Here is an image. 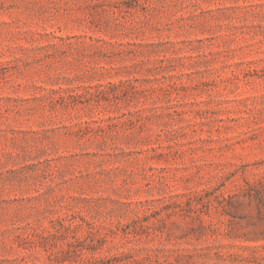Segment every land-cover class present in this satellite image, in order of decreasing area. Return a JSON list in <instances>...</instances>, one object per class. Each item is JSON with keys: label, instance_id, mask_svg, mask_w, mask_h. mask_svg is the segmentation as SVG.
<instances>
[{"label": "rangeland", "instance_id": "374dc122", "mask_svg": "<svg viewBox=\"0 0 264 264\" xmlns=\"http://www.w3.org/2000/svg\"><path fill=\"white\" fill-rule=\"evenodd\" d=\"M0 264H264V0H0Z\"/></svg>", "mask_w": 264, "mask_h": 264}]
</instances>
